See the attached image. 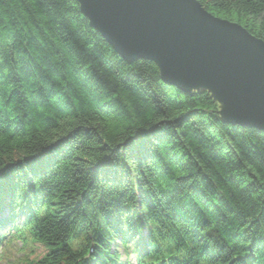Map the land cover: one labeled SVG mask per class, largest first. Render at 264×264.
Segmentation results:
<instances>
[{
  "label": "trees",
  "instance_id": "obj_1",
  "mask_svg": "<svg viewBox=\"0 0 264 264\" xmlns=\"http://www.w3.org/2000/svg\"><path fill=\"white\" fill-rule=\"evenodd\" d=\"M198 1L264 41V0ZM220 106L123 60L78 0H0V211L38 224L37 264L91 242L88 264H264V132Z\"/></svg>",
  "mask_w": 264,
  "mask_h": 264
},
{
  "label": "water",
  "instance_id": "obj_2",
  "mask_svg": "<svg viewBox=\"0 0 264 264\" xmlns=\"http://www.w3.org/2000/svg\"><path fill=\"white\" fill-rule=\"evenodd\" d=\"M78 2L123 60L156 63L166 84L212 93L224 123L264 132V41L245 27L198 0Z\"/></svg>",
  "mask_w": 264,
  "mask_h": 264
},
{
  "label": "bare ground",
  "instance_id": "obj_3",
  "mask_svg": "<svg viewBox=\"0 0 264 264\" xmlns=\"http://www.w3.org/2000/svg\"><path fill=\"white\" fill-rule=\"evenodd\" d=\"M148 226H146L145 228L147 229Z\"/></svg>",
  "mask_w": 264,
  "mask_h": 264
}]
</instances>
